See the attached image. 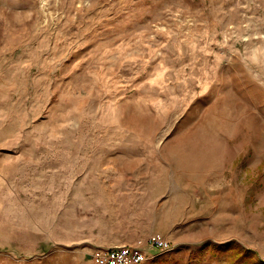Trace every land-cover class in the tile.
I'll use <instances>...</instances> for the list:
<instances>
[{"label": "rangeland", "instance_id": "374dc122", "mask_svg": "<svg viewBox=\"0 0 264 264\" xmlns=\"http://www.w3.org/2000/svg\"><path fill=\"white\" fill-rule=\"evenodd\" d=\"M23 146L35 178L18 192L42 225L7 237L14 260L95 264L109 248L48 241L45 194L68 238L159 197L160 234L133 245L152 264H222L235 239L264 260V0H0V181ZM117 176L129 190L99 194Z\"/></svg>", "mask_w": 264, "mask_h": 264}, {"label": "crops", "instance_id": "0c3cea01", "mask_svg": "<svg viewBox=\"0 0 264 264\" xmlns=\"http://www.w3.org/2000/svg\"><path fill=\"white\" fill-rule=\"evenodd\" d=\"M34 151L33 147H20L17 153H15L14 158L10 160L11 165L17 167V171L13 175L9 173L8 171L5 173L4 178L5 184L10 185L12 187L13 193L15 195L12 196V198L8 197L6 200L3 196H1L0 200L2 202V205L5 207L6 204L9 205L12 203L13 205V215L6 216L7 210H1L6 211V213L1 214L0 213V264H26L25 260L22 262L20 260H14L13 258H10L8 250H9V243H12L14 240L7 238L8 236L14 235L16 237V240H18V236H22L23 234H37L36 228H39L40 225H42V222L38 220V218L35 216L38 213L41 200H33L31 202V205L25 206V202L22 200L25 197H20L21 195L18 192V189L21 187H25V185H30L31 182L34 181V172L28 171V166L32 164L34 165V160L32 158H27L26 156L28 154H32ZM44 152V151H43ZM42 152V153H43ZM42 160V159H41ZM30 163V164H29ZM25 164V165H23ZM26 171V174L24 170ZM102 184H97V189L99 190V194H102V190H100V187L106 188L105 182L109 184V187H117L119 192H127L128 186H129V180L130 178L124 177V176H117L116 178H109L105 179L103 177H100ZM1 183H4L3 181H0ZM4 184V185H5ZM185 196H187L185 194ZM35 198H38L36 196ZM44 208L46 213V226H47V233L50 235H46L47 240L50 242H56L57 240L60 242H63L67 244L71 240L73 243L75 240H79L80 242H83L85 240L87 246H96L98 247H113V245H143L144 243H147L152 235L160 234L159 232V222H158V216L157 212L160 208V198L157 197L156 199L145 200L142 202L145 204L142 206V208L138 211H135V219H131L126 221L125 223L122 220H119V225H116L117 220H115L113 217H110L108 220V227L105 229H100L99 227L95 228V232L92 233H85L83 230L82 234H79L76 236L75 234L71 233V237H67L66 231L60 230L59 227L53 226L54 224V203L52 198L45 194L44 197ZM51 198V199H49ZM34 199V198H33ZM70 203V213L68 212V216H72L74 213L78 214H85V205L84 200H77L73 201V199L69 200ZM68 205V204H67ZM66 205V206H67ZM120 205V204H119ZM7 207V208H8ZM11 209V208H10ZM10 209H8L10 211ZM65 210V208L63 209ZM64 214V213H63ZM62 214V215H63ZM104 214H109V210L104 212ZM61 214L57 213V216L61 217ZM64 217V216H62ZM65 218V217H64ZM132 218V217H130ZM143 220H146V226H143ZM122 222L124 224H122ZM65 223H67L65 221ZM65 223L63 225H65ZM174 225V222L172 223ZM67 225V224H66ZM147 227V229H146ZM64 229V228H63ZM68 232V230H67ZM72 232V230H71ZM166 233V232H165ZM62 234V236L57 235ZM167 234V233H166ZM166 237V236H165ZM167 238V237H166ZM237 240V239H235ZM70 241V242H71ZM238 241V240H237ZM33 240L24 239L22 243L17 244L18 252H31L35 250V242L33 243ZM240 242V241H238ZM226 243V242H224ZM244 245V244H243ZM87 248V247H86ZM148 260H150L148 263H146ZM155 258H152L150 256L145 257L142 264H152L154 262ZM95 263V261H94ZM96 264V263H95Z\"/></svg>", "mask_w": 264, "mask_h": 264}, {"label": "built area", "instance_id": "2783aa9c", "mask_svg": "<svg viewBox=\"0 0 264 264\" xmlns=\"http://www.w3.org/2000/svg\"><path fill=\"white\" fill-rule=\"evenodd\" d=\"M169 246L168 241L160 237L150 240L151 248L167 249ZM146 255L145 250L133 245H113L95 254L94 261L96 264H142Z\"/></svg>", "mask_w": 264, "mask_h": 264}, {"label": "trees", "instance_id": "16d2710c", "mask_svg": "<svg viewBox=\"0 0 264 264\" xmlns=\"http://www.w3.org/2000/svg\"><path fill=\"white\" fill-rule=\"evenodd\" d=\"M218 252L225 257L222 264H264L258 252L251 248L241 245L236 240L218 246ZM174 264H184L180 261H173ZM159 264H170L169 262H160Z\"/></svg>", "mask_w": 264, "mask_h": 264}]
</instances>
